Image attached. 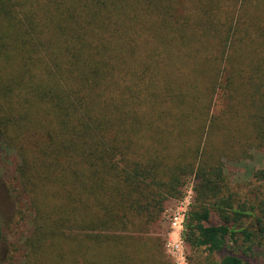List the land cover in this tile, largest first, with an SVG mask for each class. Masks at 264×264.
I'll return each mask as SVG.
<instances>
[{"label": "trees", "instance_id": "trees-1", "mask_svg": "<svg viewBox=\"0 0 264 264\" xmlns=\"http://www.w3.org/2000/svg\"><path fill=\"white\" fill-rule=\"evenodd\" d=\"M263 148L264 0H0L20 264H169L135 231L191 177L188 264H264L263 207L236 201L222 161Z\"/></svg>", "mask_w": 264, "mask_h": 264}, {"label": "rangeland", "instance_id": "rangeland-1", "mask_svg": "<svg viewBox=\"0 0 264 264\" xmlns=\"http://www.w3.org/2000/svg\"><path fill=\"white\" fill-rule=\"evenodd\" d=\"M251 155L239 165L232 164L226 158L222 161L228 169L230 187L236 201H245L247 207L255 205V211L262 215L260 206L264 211V148L253 151ZM20 163L21 159L14 150L0 149V188L5 196L4 205L0 208V216L3 220L2 242L6 246V255L0 259V264H20L22 250H20L19 242L26 234L28 218H30L29 215L31 216L28 192L17 172ZM193 186L194 179L191 177L183 196L167 202L166 219L160 227L152 225L135 231L153 244L158 243L156 247L160 244L158 248L162 251L157 254V257L161 261L166 259L169 264H186L181 242L182 232L173 229L171 222L174 212L183 211L191 204L194 195ZM262 240H264V234ZM176 245L177 248H175ZM259 254L264 260V244Z\"/></svg>", "mask_w": 264, "mask_h": 264}, {"label": "built area", "instance_id": "built-area-1", "mask_svg": "<svg viewBox=\"0 0 264 264\" xmlns=\"http://www.w3.org/2000/svg\"><path fill=\"white\" fill-rule=\"evenodd\" d=\"M189 206L180 211H176L173 214L172 217V222H171V227L175 230H181V232L183 233L184 230V225H185V219H186V213L188 210ZM182 233H181V242L183 244V249H184V257H185V262L186 264H188L187 262V258H186V250H185V245H184V241H183V237H182ZM178 246L176 245L175 248H177Z\"/></svg>", "mask_w": 264, "mask_h": 264}, {"label": "flooded vegetation", "instance_id": "flooded-vegetation-1", "mask_svg": "<svg viewBox=\"0 0 264 264\" xmlns=\"http://www.w3.org/2000/svg\"><path fill=\"white\" fill-rule=\"evenodd\" d=\"M4 194L0 188V208L1 206L4 205ZM2 232H3V220L1 219V216H0V259H2L3 256L6 255V246L3 244L2 242Z\"/></svg>", "mask_w": 264, "mask_h": 264}]
</instances>
